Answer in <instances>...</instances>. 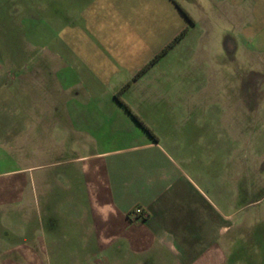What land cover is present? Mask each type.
<instances>
[{
	"label": "crops",
	"instance_id": "crops-1",
	"mask_svg": "<svg viewBox=\"0 0 264 264\" xmlns=\"http://www.w3.org/2000/svg\"><path fill=\"white\" fill-rule=\"evenodd\" d=\"M239 66L264 0H0V264H264Z\"/></svg>",
	"mask_w": 264,
	"mask_h": 264
},
{
	"label": "rangeland",
	"instance_id": "rangeland-1",
	"mask_svg": "<svg viewBox=\"0 0 264 264\" xmlns=\"http://www.w3.org/2000/svg\"><path fill=\"white\" fill-rule=\"evenodd\" d=\"M223 26H224V24H222L221 27H223ZM220 36H221L220 34L211 35V37L214 38V40L216 42L218 41V39H220ZM15 40H16V38H15ZM196 40L197 39L194 38L192 41L195 42ZM12 42L13 43H17V42H14V41H12ZM250 42H251V40L249 39V43ZM257 53H261V52H257ZM257 53L256 52L253 53L252 51H249V62H250V60H254L252 58H258V57L261 58V54H258V57L255 56V54H257ZM238 56H239L240 59H245L246 58L245 57V52H243L241 54V51H239L238 52ZM237 69H238L239 75H240V73L243 75V77H245L247 74L249 75V87L250 88H252L253 86H257V85H259L261 83V81H262L261 78L264 75V67H252V66H249V67H247V66L240 67L239 66ZM231 80H232V78H231ZM234 82L232 83V85L235 87ZM236 87H238V90H240V84H236ZM231 88H230V90L232 91L233 90V87H231ZM258 107H260V108L262 107V102L259 104ZM262 128H263V126L261 124H259L258 130L255 131V136L253 137L254 139H258L259 138V139H261V141L264 139V132H263V130H261ZM258 134H259V136H258ZM246 158L247 157L244 158L245 159V162H246L247 159L249 160V158H247V159ZM244 201H242L241 204L246 205V201H245V203H244ZM251 201L252 200L249 199V203ZM255 201H258L259 205L260 204H264V198H262V195L258 199H255Z\"/></svg>",
	"mask_w": 264,
	"mask_h": 264
},
{
	"label": "trees",
	"instance_id": "trees-1",
	"mask_svg": "<svg viewBox=\"0 0 264 264\" xmlns=\"http://www.w3.org/2000/svg\"><path fill=\"white\" fill-rule=\"evenodd\" d=\"M186 15V14H185ZM186 29H184L175 39H174V41L171 43V44H169L158 56H156V58L154 59V60H152L151 62H150V64L149 65H151L152 63H154V61L158 58V57H160L162 54H164L170 47H172V45L175 43V42H177L185 33H186ZM148 66H146L140 73H142V72H144V70L147 68ZM139 73V74H140ZM116 99L120 102V103H122L121 102V100L119 99V95L117 94L116 95ZM133 117L135 118V120L143 127V128H145L146 129V131L148 132V133H150V131L143 125V123L141 122V121H139L138 120V118H136L134 115H133Z\"/></svg>",
	"mask_w": 264,
	"mask_h": 264
},
{
	"label": "built area",
	"instance_id": "built-area-1",
	"mask_svg": "<svg viewBox=\"0 0 264 264\" xmlns=\"http://www.w3.org/2000/svg\"><path fill=\"white\" fill-rule=\"evenodd\" d=\"M131 214L134 218H144L146 216L141 208H136Z\"/></svg>",
	"mask_w": 264,
	"mask_h": 264
}]
</instances>
